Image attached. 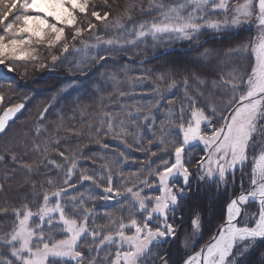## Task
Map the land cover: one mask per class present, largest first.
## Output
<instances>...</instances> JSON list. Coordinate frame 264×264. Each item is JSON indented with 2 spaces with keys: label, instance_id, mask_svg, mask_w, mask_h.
Masks as SVG:
<instances>
[{
  "label": "snow or ice",
  "instance_id": "1",
  "mask_svg": "<svg viewBox=\"0 0 264 264\" xmlns=\"http://www.w3.org/2000/svg\"><path fill=\"white\" fill-rule=\"evenodd\" d=\"M0 141V264H264V0H0Z\"/></svg>",
  "mask_w": 264,
  "mask_h": 264
},
{
  "label": "trees",
  "instance_id": "2",
  "mask_svg": "<svg viewBox=\"0 0 264 264\" xmlns=\"http://www.w3.org/2000/svg\"><path fill=\"white\" fill-rule=\"evenodd\" d=\"M248 35L246 29L240 30L239 35H237L236 40L233 43L243 40ZM187 46L181 42H176L167 47H161L157 50H150L149 53H145L146 59L149 60L148 63L144 64L143 67L147 69L154 70H175L180 71L177 65L188 64V53L186 50ZM169 49V50H168ZM46 70V71H45ZM34 71L31 68L28 69V74L26 76H21L20 73L23 69H19L13 74L19 85L15 95L16 98H21L24 96H31V100L26 111L17 120L15 127L16 132L22 133L31 127L33 121L36 119L39 111L49 103L54 95H57L58 90L66 83V77L73 75L68 71L67 66H61L53 69L48 73L47 69ZM46 73H42V72ZM75 75H79L78 73ZM76 96L73 94L67 99L63 98L61 94L58 99L59 103L57 108H62L66 116L71 115L72 101L75 100ZM88 100L82 101V104H87ZM52 116H49V121L52 120ZM79 119V116L77 117ZM4 141H0V147H3ZM89 147H96L94 145H89ZM137 156L142 154L137 153ZM208 202L205 201V204Z\"/></svg>",
  "mask_w": 264,
  "mask_h": 264
},
{
  "label": "rangeland",
  "instance_id": "3",
  "mask_svg": "<svg viewBox=\"0 0 264 264\" xmlns=\"http://www.w3.org/2000/svg\"><path fill=\"white\" fill-rule=\"evenodd\" d=\"M38 71H40V70H37V72H38ZM45 71H46V70H45ZM45 71H44V72H42V73H46ZM51 71H52V70H51ZM51 71H49V70H48L47 72H48V73H50Z\"/></svg>",
  "mask_w": 264,
  "mask_h": 264
}]
</instances>
